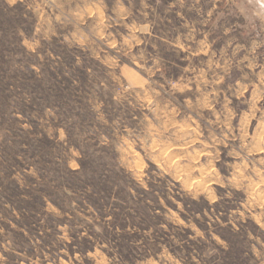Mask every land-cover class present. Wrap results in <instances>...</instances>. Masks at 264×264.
Here are the masks:
<instances>
[{"label": "rangeland", "instance_id": "obj_1", "mask_svg": "<svg viewBox=\"0 0 264 264\" xmlns=\"http://www.w3.org/2000/svg\"><path fill=\"white\" fill-rule=\"evenodd\" d=\"M216 4L0 0V264H264V10Z\"/></svg>", "mask_w": 264, "mask_h": 264}, {"label": "trees", "instance_id": "obj_2", "mask_svg": "<svg viewBox=\"0 0 264 264\" xmlns=\"http://www.w3.org/2000/svg\"><path fill=\"white\" fill-rule=\"evenodd\" d=\"M92 194L89 195L88 205L94 210H98L100 207L99 199L104 196L107 198V187L103 184L98 185L97 183L93 184ZM5 194H7L8 198L16 199L19 202L18 208L21 210L28 212V210L32 213L37 207L43 206L45 203L43 199L38 196H34V194L28 193L27 190L22 189L20 186L16 184H10L9 187L6 188ZM42 204V205H41Z\"/></svg>", "mask_w": 264, "mask_h": 264}, {"label": "crops", "instance_id": "obj_3", "mask_svg": "<svg viewBox=\"0 0 264 264\" xmlns=\"http://www.w3.org/2000/svg\"><path fill=\"white\" fill-rule=\"evenodd\" d=\"M257 1V4L264 10V0H255ZM206 2H212L214 7L217 6L216 2L217 0H206Z\"/></svg>", "mask_w": 264, "mask_h": 264}, {"label": "bare ground", "instance_id": "obj_4", "mask_svg": "<svg viewBox=\"0 0 264 264\" xmlns=\"http://www.w3.org/2000/svg\"><path fill=\"white\" fill-rule=\"evenodd\" d=\"M173 162V161H172ZM165 164V163H164Z\"/></svg>", "mask_w": 264, "mask_h": 264}]
</instances>
